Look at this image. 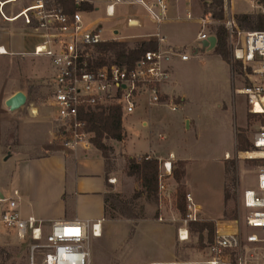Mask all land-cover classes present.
Listing matches in <instances>:
<instances>
[{
    "label": "rangeland",
    "instance_id": "1",
    "mask_svg": "<svg viewBox=\"0 0 264 264\" xmlns=\"http://www.w3.org/2000/svg\"><path fill=\"white\" fill-rule=\"evenodd\" d=\"M113 1L83 0L80 7L86 2L93 5V10L87 11L90 13L86 11L82 13L84 24L88 27L93 21L101 19L103 38L124 37L128 40L120 41L128 42L131 47L142 41H150L148 37H151L149 34L153 30L128 24L129 5H118L116 14L113 17L107 16L106 5ZM190 1L192 7L190 11L195 20L185 25L182 31L185 35L183 40L194 38L202 30L201 19L207 21L205 30L207 33H215L217 26L224 25L223 21L215 20L206 12L201 0ZM252 1L231 0V10L234 14L250 11ZM13 5L4 6L7 16H12L21 6L19 3H16V6ZM251 13L260 12L252 11ZM234 14H232L233 18L236 16ZM233 20L238 26L236 19ZM16 24L22 23L17 21ZM11 25L13 24L4 21L0 14V37H6L10 41L13 53L0 55V153L6 155L20 148L22 137L30 135L34 127L32 125H40L41 120L53 122L54 119V109L50 106V81L53 72L50 61L45 56L15 54L23 50L24 46L35 43L37 38L30 35L33 33L30 30H24L26 35H18L15 31L6 33ZM240 29L253 31L242 27ZM114 31H118V34ZM138 34L144 38L129 40V38L140 37ZM227 49L230 52V63L216 52L194 55L192 51H189L192 55L191 61L175 62L176 76L182 90L188 96L186 107L181 105L178 112H166L164 122L171 126L169 129L167 127L163 129L152 118L153 113H150L152 106H149L146 100L143 101L132 115L123 118L128 131L124 148L127 155L120 156V152L118 153L114 147L109 154L108 166L114 172L113 177L117 178V183L112 185L110 191L117 194L120 199L129 202L136 214L143 218L141 220L148 218L159 220V217L163 215V220H159L161 223H176L177 227L185 225L183 220L189 213L187 194L191 191L185 186V174L182 183H178L174 177L175 171L178 173L185 171V163L174 162L171 171L173 179L164 181L171 192V199L161 201L158 191L157 204L150 202L146 195L135 198L134 193L141 189V183L137 178L127 175L126 164L128 156L133 157L149 152L152 145L159 148L162 154H168V150L176 148L186 156L189 161L187 181L196 197V202L199 201L203 207L201 209L197 205V220L187 223L188 238L180 240L177 230L173 242L174 227L171 225L160 226L153 233L145 225L136 230L132 224L110 223L109 234L102 249L99 250L95 264H145L151 259H165L169 256L171 257L165 264H207L210 258L209 248L218 229L219 232L255 231L264 238V231L245 227L247 213L241 204L244 189L256 185L257 163L256 160L247 157V152L251 151L253 135L259 126L264 124V119L247 113L245 95L236 92L246 82L245 68L243 63L233 59L228 36ZM28 66L34 71L44 73L45 76L36 79L26 70ZM18 87L29 94V100L20 109L11 111L6 106V100ZM29 107H32L34 116L27 113ZM165 111L168 110L165 109ZM185 114H188L187 116L193 122L190 128L184 117ZM145 122L148 124L145 125ZM165 131L170 135L169 137L165 135ZM238 133L249 141V145L243 151H238ZM159 135H165L168 140H159ZM104 141L108 146L115 143L111 139ZM52 145L62 146L57 138L56 129L52 137ZM226 152L230 153L229 157L226 156ZM144 157L146 155L140 156L142 159ZM15 161V157H12L6 165H13ZM225 165L228 166L229 172L224 178ZM159 172L161 174V163ZM225 192L228 193V199L225 198ZM182 200L186 214H183L179 208ZM106 217L116 221L127 220L110 207ZM193 222H209V224H206V229L202 230L200 225H194ZM2 232L7 235L4 238L0 237V264H32L29 243L20 242L13 230L8 231L4 228ZM251 252L264 257V243L253 247ZM41 262V255H37L35 264H41Z\"/></svg>",
    "mask_w": 264,
    "mask_h": 264
},
{
    "label": "built area",
    "instance_id": "2",
    "mask_svg": "<svg viewBox=\"0 0 264 264\" xmlns=\"http://www.w3.org/2000/svg\"><path fill=\"white\" fill-rule=\"evenodd\" d=\"M120 1L115 0L106 7L107 16L116 14L115 4ZM81 2L83 0H74L77 9L69 11L61 0H0V14L4 21H21L26 28L43 35L32 54L50 60L53 69L50 81L53 122L57 138L63 147L69 149L82 144L87 148L91 143L92 134L82 117L88 110L118 106L124 118L132 115L146 100L149 106H169L176 111L178 105L165 98L163 86L170 80L174 57L183 61L190 58L185 49L157 47L143 53L132 66L110 60L100 46L111 40L102 38L99 26L89 28L84 24L83 11L79 8ZM16 3L21 5L20 9L7 16L4 6ZM130 3L142 5L157 24L166 19L168 5L165 0H132ZM224 9L223 24L231 55L245 68L246 82L236 92L245 95L248 113L264 119V30L240 29L226 0ZM252 11L264 14V0H253ZM187 17L193 18L191 11ZM201 28L199 46L210 37L205 31V19ZM157 38L162 42L165 37L158 35ZM8 54L10 52L0 46V55ZM247 154L258 164L256 185L244 189L241 197L242 207L247 213L244 224L247 228L264 231V124L255 131L251 151ZM145 158L152 157L146 155ZM136 159L142 160L140 157ZM171 171L170 161L161 163L158 186L161 201L171 199V192L164 182L165 175ZM108 182L114 185L117 178L109 177ZM187 201L189 213L183 220L185 225L178 229L180 240H184L183 230L188 238L187 223L197 220L196 204L190 193ZM0 203L3 204L1 224L8 231H15L20 242L29 243L32 264H35L37 255H41V264H90L92 240L102 236L101 220L46 221L35 216L23 217L14 198H2ZM159 219L162 221L163 215ZM261 243H264V238L255 231H217L209 248L207 264H264V257L251 252Z\"/></svg>",
    "mask_w": 264,
    "mask_h": 264
},
{
    "label": "crops",
    "instance_id": "3",
    "mask_svg": "<svg viewBox=\"0 0 264 264\" xmlns=\"http://www.w3.org/2000/svg\"><path fill=\"white\" fill-rule=\"evenodd\" d=\"M97 1L99 2V0ZM131 1L132 0H121L115 4L116 11L118 5L124 4L130 6V10H128L127 15L129 25L139 27L144 26L145 28H148L147 30H153L152 33L149 34L151 37H148V40L156 42L157 47H161L163 49H185L186 53L190 56L189 60L187 61L181 60L180 57H174L171 64L170 80L163 86L165 98L175 102L178 105V109L173 111L169 106L150 107V110H152L150 113H153L151 115L153 116L152 118L155 120V122H158L161 128L164 129L167 127V129H169L171 125L164 122L166 112H178L179 107L181 105L186 107V103L188 101V96L182 90L179 79L176 76V70L174 66L175 62L191 61L192 55L189 51H192L194 55L199 53H215V48L210 51L202 50V47L199 46L198 43V35L200 32H198L194 38L183 40L185 35L182 31L185 25L189 24L190 21L195 20L194 15L191 19L187 17L188 12L192 8L190 0H165L168 5V11L166 13V19L159 24L155 23L151 19L147 10L142 5L131 4ZM226 1L230 8L231 14H234L231 10V0ZM113 3H115V0L113 2H108L106 7ZM13 6H16V4ZM97 9L98 8H96V10ZM15 12L17 13V11ZM250 12H252V9L250 11L241 13ZM205 17L209 18L208 16ZM135 21L137 23L132 24ZM101 22V19L98 21H93V23L88 25V27L92 28L99 26L101 28L102 36L103 26ZM11 23L13 25H11L9 31L6 32L8 34L15 31L18 35H26L24 30H30L23 24L17 25V21ZM30 31L33 32L32 30ZM114 33L118 34V31H114ZM208 34L210 36L214 35L211 33ZM30 35L37 38V41L31 45L24 46L23 50H19L15 54L33 55L32 52L34 47L43 40V35L41 33L37 34L34 32ZM158 35L165 37L164 41L159 42L157 38ZM138 36L140 37L129 38V40L144 38L142 35L138 34ZM107 40L120 41L128 39L124 37H113L112 39ZM0 46H4L10 52L8 55L13 54L11 52V43L6 37H0ZM26 70L30 72L31 75L36 77V79L45 76L44 73L34 71L29 66L26 68ZM20 89L22 88L18 87L14 89V91L11 93V96L18 91H21ZM22 92L27 95V99L29 100V94H27V92L24 90H22ZM165 109L168 111H165ZM27 110V113L30 116L35 115L32 113V107L27 108ZM185 113L187 112L185 111ZM187 115L188 114H185L184 117L186 118V122L190 128L192 127L193 122ZM39 124L40 125H32L34 127L31 129L30 135H27L24 138L22 137L21 146L19 149H15L7 155L0 153V199L14 198L18 203L19 210L23 217L35 216L46 221H70L74 219L83 221L101 220L102 236L92 240L90 264H95L97 261L96 259L99 250L102 249V245L105 243L104 241L109 234L110 223L114 224L118 222H124L132 224L136 230H139L141 226L145 225L147 226L148 230H151L153 233H155L154 230H156V228L158 229L160 226L166 227L171 225L174 227L173 242L175 241L177 230L180 228L177 227L176 223L163 224L160 222L161 220L159 219V221L157 218L152 220L148 218L139 220L137 222H133L129 219L124 221L107 219L105 194L110 192L112 189V184L108 182V178L113 177L114 172L113 170L109 172L106 171V160L103 157L102 152L92 143H90L87 148L82 144L76 149H69L60 145L54 146L52 145V137L55 131L54 122H51V120L43 122L41 120ZM147 124L148 123L145 125ZM123 126L126 134L125 139L123 141H115V143L111 145V147H114L118 153L120 152V156L127 155V153L124 152V148L126 140L128 139V131L125 128L124 121ZM165 132V135L169 137L170 135L167 133V131ZM165 135H159V140H168V137ZM141 155H149L151 157L157 158L160 163H163L164 161H170L172 163V167L174 162H184L186 171L184 178L185 186L191 191L190 194L196 206L198 205L201 209L203 208L199 201L196 202V197L192 192L189 182L187 181V164L189 161L186 156L181 153V151L176 150V148H172L168 150V154H162L159 148H155V146L152 145L150 146L149 152H145ZM141 155H135L133 157L138 158ZM228 155L230 156V153L226 152L227 157ZM12 157H15V163L13 165H6L7 161H9V159ZM128 158H132V156H128ZM172 179V174L165 175L166 181H170ZM16 191L18 194H15ZM2 207L3 204L0 203V213ZM3 229L4 227L0 222L1 238H4V236L7 235L2 232ZM233 231L235 230H227L225 233ZM170 257L171 256L165 259L154 258L145 264H165L167 261H169Z\"/></svg>",
    "mask_w": 264,
    "mask_h": 264
},
{
    "label": "trees",
    "instance_id": "4",
    "mask_svg": "<svg viewBox=\"0 0 264 264\" xmlns=\"http://www.w3.org/2000/svg\"><path fill=\"white\" fill-rule=\"evenodd\" d=\"M67 10L74 11L77 9L73 0H61ZM206 12L212 15L215 20L223 21L225 14V0H201ZM81 10L92 11L93 5L86 2ZM238 26L252 30H264V14L262 13H241L235 16ZM217 37V45L215 52L220 54L230 63V52L227 49V31L224 25L217 26L216 32L212 33ZM101 50L105 52L109 59L121 64L127 63L132 66L135 61L146 51L157 48L154 41H142L136 46L131 47L125 41H110L102 44ZM83 119L87 122V130L91 132V143L98 148L106 160V171H112L108 166L110 160V152L113 148L105 143V139L113 141H123L125 139V129L123 126L122 111L118 106H109L106 108H97L88 110L82 114ZM238 151H243L249 145L248 139L241 133L237 134ZM258 164V161H256ZM234 167V163H232ZM160 163L157 158L146 159L145 157L138 161L135 157L128 158L126 164V173L128 176L137 178L141 183V189L134 193L135 198L146 195L152 203H158V186L160 175ZM228 166L225 165V174H228ZM185 171L178 173L175 171L174 177L178 183H182ZM183 189V187H182ZM225 198L228 199V193L225 192ZM106 215L108 207L117 212L121 217L129 220H141L136 214L131 204L119 198L115 193L107 192L105 194ZM182 206V208H181ZM179 207L183 214L185 213L184 202L182 200ZM185 216V215H184ZM192 224L200 225L202 230L206 229L209 222H193ZM213 224V223H212ZM215 237V236H214ZM214 240V238H213Z\"/></svg>",
    "mask_w": 264,
    "mask_h": 264
},
{
    "label": "water",
    "instance_id": "5",
    "mask_svg": "<svg viewBox=\"0 0 264 264\" xmlns=\"http://www.w3.org/2000/svg\"><path fill=\"white\" fill-rule=\"evenodd\" d=\"M137 22H133L132 24H136ZM202 50H212L217 45V37L215 35H211L207 40L201 42ZM27 95L18 91L11 97L6 100V106L11 110L15 111L26 105L27 103Z\"/></svg>",
    "mask_w": 264,
    "mask_h": 264
},
{
    "label": "bare ground",
    "instance_id": "6",
    "mask_svg": "<svg viewBox=\"0 0 264 264\" xmlns=\"http://www.w3.org/2000/svg\"><path fill=\"white\" fill-rule=\"evenodd\" d=\"M219 233H225V232H219ZM182 235H183V238L186 239V234H185V231L184 230H183V234ZM90 259H91V257H90Z\"/></svg>",
    "mask_w": 264,
    "mask_h": 264
}]
</instances>
